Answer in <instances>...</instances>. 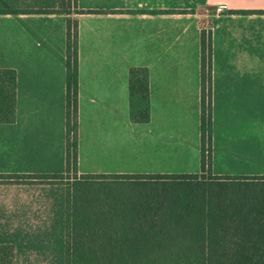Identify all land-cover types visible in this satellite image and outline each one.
I'll return each instance as SVG.
<instances>
[{
	"label": "crops",
	"instance_id": "1",
	"mask_svg": "<svg viewBox=\"0 0 264 264\" xmlns=\"http://www.w3.org/2000/svg\"><path fill=\"white\" fill-rule=\"evenodd\" d=\"M3 1L17 12H0V68L14 69L16 88L14 118L0 122V174L65 171L68 19L77 29L76 176L135 174L122 157L138 149H192L198 168L184 173L200 171L201 34L209 18L212 174L221 173L217 148L258 142L264 0H74L69 12L56 10L58 0ZM132 67L148 72L147 122L130 118ZM65 194L64 183L0 181V244L13 246V264H64Z\"/></svg>",
	"mask_w": 264,
	"mask_h": 264
},
{
	"label": "trees",
	"instance_id": "2",
	"mask_svg": "<svg viewBox=\"0 0 264 264\" xmlns=\"http://www.w3.org/2000/svg\"><path fill=\"white\" fill-rule=\"evenodd\" d=\"M0 12H17L0 0ZM58 11L69 12L74 0ZM48 12L50 9H35ZM82 10H78L80 12ZM171 11V10H170ZM201 34L200 171L197 173H86L76 176L77 164V29L66 27L65 171L61 173L0 174V181L64 183V264H264V190L247 204L240 195L212 192L240 183L264 186V175H216L210 172L211 92L210 51ZM16 75L0 68V122L14 118ZM130 118L149 120L148 72L132 67L128 73ZM137 178L145 182L173 181L193 185L181 200L156 206L116 209L112 201L90 194L91 181ZM147 182V181H146ZM106 201L110 202L107 203ZM11 244H0V264H13Z\"/></svg>",
	"mask_w": 264,
	"mask_h": 264
},
{
	"label": "rangeland",
	"instance_id": "3",
	"mask_svg": "<svg viewBox=\"0 0 264 264\" xmlns=\"http://www.w3.org/2000/svg\"><path fill=\"white\" fill-rule=\"evenodd\" d=\"M60 1H63V7L69 6L67 0H58L57 8L62 7ZM212 19H205L202 24L204 27L202 32L206 42V56L208 47L210 49V28L214 25ZM191 152L192 149L179 152L138 149L132 151L130 156L122 158L129 160V167L136 170V174L139 173V170H149L153 173L160 171L162 173H184L198 168L197 163L195 166L190 164L192 161ZM211 161L212 154L209 162L211 163ZM214 162L216 170L221 172L220 175H264V128L263 131H259L258 142H249L243 145L241 149L236 147L217 148ZM145 180L147 182L134 177L133 179L91 181L84 187L88 193L97 194L104 197L105 200L112 201L111 204L114 208L127 210L134 209L136 206V208L156 206L171 200L183 201L188 193L196 191V187L192 184L185 185L173 181L153 182L149 178ZM211 189L214 193H221L228 197L240 195L249 204L253 202L251 195L262 193L264 186H246L233 183L229 186L218 187L213 184ZM106 202L110 204V202Z\"/></svg>",
	"mask_w": 264,
	"mask_h": 264
}]
</instances>
